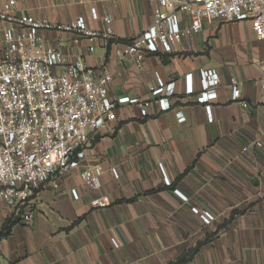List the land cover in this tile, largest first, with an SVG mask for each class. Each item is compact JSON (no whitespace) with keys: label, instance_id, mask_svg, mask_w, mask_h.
<instances>
[{"label":"crops","instance_id":"0c3cea01","mask_svg":"<svg viewBox=\"0 0 264 264\" xmlns=\"http://www.w3.org/2000/svg\"><path fill=\"white\" fill-rule=\"evenodd\" d=\"M8 2L0 0V12ZM160 8L157 0H16L17 16L61 24L84 18L96 31L110 16L115 38L108 47L96 40L93 53L86 38L75 44L70 33L42 35L69 62L82 55L87 65L109 69L110 95L137 101L120 104L114 120L89 130L82 163L102 167L98 189L71 170L61 178V190L41 187L31 224L0 204V230L11 222L0 238V264H264V38L248 20L206 19L172 52L147 54L138 65L128 44ZM189 21L181 13L182 24ZM7 26L0 20V28ZM209 68L221 83L202 103L199 72ZM188 74L191 94L185 93ZM232 76L240 81L239 100ZM158 78L175 80L164 111L151 93ZM101 196L109 205L93 208L91 200Z\"/></svg>","mask_w":264,"mask_h":264},{"label":"built area","instance_id":"2783aa9c","mask_svg":"<svg viewBox=\"0 0 264 264\" xmlns=\"http://www.w3.org/2000/svg\"><path fill=\"white\" fill-rule=\"evenodd\" d=\"M157 1L161 8L154 12L152 24L128 44L127 52L138 65L147 54L172 52L183 37L199 31L206 19L248 20L256 36L264 38V0ZM15 4L16 0H9L0 12V20L9 24L0 28V204L21 215L24 224H31L35 214L32 202L41 187L51 184L61 190V178L71 170L80 172L87 187H100L102 167L82 163L89 130L106 126L116 118L120 104L137 100L110 95L113 76L109 69L87 65L82 55L69 62L65 53L48 44L42 35L44 30L70 33L75 44L86 38L87 50L93 53L96 40L108 47L115 38L110 16L103 18L105 29L96 31L87 26L84 18L61 24L29 14L17 16L12 13ZM91 13L98 18L96 8ZM181 13L189 15L188 25L182 24ZM199 75L203 95L198 101L205 103L221 79L212 68L200 70ZM184 81L185 93H193L192 74ZM259 83L264 90V70ZM230 84L234 99L239 100L240 81L232 76ZM174 90V79L165 82L158 78L152 87L161 110L170 108L168 95ZM205 109L212 120V106L206 104ZM70 193L75 199L80 196L75 188ZM109 203L106 196L91 200L93 208H105ZM194 211L199 213L197 208ZM200 214L205 223L212 221L208 213Z\"/></svg>","mask_w":264,"mask_h":264},{"label":"trees","instance_id":"16d2710c","mask_svg":"<svg viewBox=\"0 0 264 264\" xmlns=\"http://www.w3.org/2000/svg\"><path fill=\"white\" fill-rule=\"evenodd\" d=\"M9 224H11L10 221H8L4 227L2 228V230H0V238L3 237L4 235H6L9 231Z\"/></svg>","mask_w":264,"mask_h":264}]
</instances>
